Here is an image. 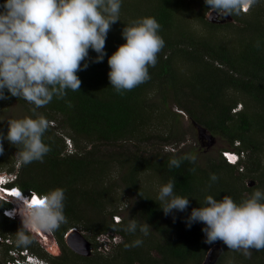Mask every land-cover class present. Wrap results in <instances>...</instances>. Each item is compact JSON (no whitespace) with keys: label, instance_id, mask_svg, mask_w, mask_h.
Returning <instances> with one entry per match:
<instances>
[{"label":"trees","instance_id":"obj_1","mask_svg":"<svg viewBox=\"0 0 264 264\" xmlns=\"http://www.w3.org/2000/svg\"><path fill=\"white\" fill-rule=\"evenodd\" d=\"M207 9L205 0L198 10H193L187 0H122L120 20L112 24L106 37L103 61L94 62L97 53L89 49L88 67L77 73L81 90H67L64 99L53 98L47 106L37 109L54 124L49 123L43 137L50 151L43 162L27 165H22L17 155V168L9 169L16 172L14 183L26 193L63 189L66 222L53 231L62 245L63 235L76 226L89 233L95 248L94 238L100 234L122 237L106 256L97 249V258H93L95 253L81 257L68 250L59 257L61 264H69L72 259L94 264L198 263L208 244L202 223L194 222L191 227L186 224L192 208L199 207L207 195L216 199L229 195L239 202L259 187L264 192V0L247 12L233 15L232 22L220 24L205 20ZM142 16L156 18L165 47L155 67L149 69L150 79L121 95L110 84L108 56L124 43L121 32L125 25ZM188 18L202 24L203 30H194ZM5 95L6 101L18 102L27 116L33 115L32 104L11 96L7 90ZM169 100L192 125L194 122L204 127L228 141L231 149L242 152L240 162L229 164L219 154L217 159H207L205 167L197 161L184 160L179 168H169L170 158L188 153L144 148L153 138L160 142L159 148L178 138L176 123L181 114L169 108ZM237 103L240 108L232 111ZM7 130L8 124L0 123V132L6 135ZM65 137L74 144L70 151ZM3 143L0 162L8 161L7 157L18 151L6 139ZM14 161L11 158L10 162ZM193 168L195 172L190 171ZM112 170L137 198L139 217L160 234V241L150 243L148 236L139 231L125 232L123 229L134 216L121 217L119 222H113L111 216L105 218L107 207L114 208L109 215L117 208ZM146 171L162 184L174 182V191L188 198V208L165 215L157 196L141 181ZM210 174L218 179L211 181ZM246 177L258 180L256 189L244 185ZM9 205L1 201L0 207ZM3 218L7 225L13 222ZM0 234L6 237L3 231ZM137 238L142 239L141 246L126 247ZM3 246L2 254L15 247L11 243ZM151 250L156 254L152 255ZM249 259L248 264H264V250L253 249ZM50 261L55 264L54 259Z\"/></svg>","mask_w":264,"mask_h":264},{"label":"clouds","instance_id":"obj_2","mask_svg":"<svg viewBox=\"0 0 264 264\" xmlns=\"http://www.w3.org/2000/svg\"><path fill=\"white\" fill-rule=\"evenodd\" d=\"M205 3L212 19L213 13L217 17L240 15L259 0H205ZM121 6L122 0H4L0 4V99H8L7 90L11 96L33 105L32 116L7 120L6 135L0 132V154L4 152L6 139L17 147L16 154L22 165L43 162L50 151L43 140L49 122L37 109L47 106L53 98L64 99L67 90H81L77 73L88 67L89 49L97 53L94 62L103 61L106 37L112 24L120 20ZM160 28L155 17L142 16L122 29L124 43L118 45L107 60L108 78L118 94L131 91L150 79L149 69L155 67L165 47ZM256 46L259 47V42ZM67 103L70 107L71 102ZM184 160L195 163L196 156L170 158L169 168H179ZM190 171L195 172V168ZM217 179L215 174H210L211 181ZM8 182L12 181H5ZM174 188L172 181L159 186L156 201L162 205L165 215L188 208V198L177 194ZM18 189L19 197H15L14 202L23 204L19 213L22 225L52 232L66 222L63 189L32 193L29 197H24ZM33 197L38 202H33ZM194 222L204 225L205 243L221 241L228 249L250 256L252 249L264 250V192L257 189L239 202L229 195L221 199L207 195L187 217L188 227ZM123 230L130 234L137 231L144 236L149 234L148 224L141 225L136 220H130ZM29 243L25 231H19L17 244ZM142 243V239L137 238L126 247H139ZM20 258L24 264H50L29 253Z\"/></svg>","mask_w":264,"mask_h":264},{"label":"rangeland","instance_id":"obj_3","mask_svg":"<svg viewBox=\"0 0 264 264\" xmlns=\"http://www.w3.org/2000/svg\"><path fill=\"white\" fill-rule=\"evenodd\" d=\"M188 5L192 7L193 10H198L200 8V6L202 5L203 0H187ZM209 10L207 9L204 13V18L206 19V14ZM189 20V24L190 26H192V28L194 30H198L201 31L202 29V24H200L199 22L194 21L191 18H188ZM201 28V29H200ZM168 106L169 108H171L173 111L175 112H179L181 114V116L179 117V121L176 123L177 127H178V138L172 140V142L168 145H161L160 147V142L158 141V139L153 138L151 140L150 144H147L144 146L147 148H152L153 150H156L157 152H165V151H181V152H187L188 154H192L196 156V161L199 165H201L202 167L206 166L205 162L207 159H217L218 155H221V150H226V149H230V150H234L231 149L228 141H226L225 139L221 138L218 135H213V141L212 143H209V140L207 138H198V134H197V130L195 128L194 125L191 124L189 118L187 117L186 114H184L175 104H173L170 100L168 102ZM240 108V104L237 103L235 108L232 109V111L234 110H238ZM27 116L25 111H23L21 109V106L18 102L15 101H6L5 99H0V123L3 124H8L7 120L8 119H16V118H22ZM50 123V122H49ZM53 124V123H50ZM174 124V123H173ZM54 125V124H53ZM172 125V122H171ZM5 143H3L4 146ZM71 144H73V142H71ZM234 144H237L236 142ZM74 147V144L72 145V148ZM235 151V150H234ZM8 161H4V162H0V173H10V172H15V171H9V169L12 166H15V169L17 168L18 165V157L17 154L15 152H13V154L11 153V156L7 157ZM11 158H13L15 161L14 162H10ZM240 166V165H239ZM238 170H241V166L238 167ZM244 171V169H243ZM16 173V172H15ZM116 185H114V196H116V200H115V205H116V211L115 213H113L112 215H109L111 210H114V208H109L107 207V210L109 211H105V218L109 219V217L111 216V219L113 221V215H119L120 218L124 217V218H133L132 220H136L139 224L144 225L147 224L144 222L143 219H141L139 217L138 214V205H137V198L130 193L126 188L123 187V185L120 182L119 179V175L115 170L111 171V181ZM141 181H143V183L146 184V186H149V188H151L150 192L156 197L158 194V190H159V186L162 185L161 181L155 176L153 175L150 171H146L142 174V178ZM244 181V185L247 186L248 188H255V186H257V184H259L258 180L256 178L253 177H246L243 179ZM150 183V184H149ZM259 187L258 189L260 190ZM256 189V188H255ZM245 194L247 195L248 193L245 192ZM12 201V203H10L9 207H13L16 206V204L18 205L17 202H14V200H10ZM1 204V201H0ZM1 208L0 207V231H3L4 233H6V237L2 236L0 234L1 240H4L3 238H8V244H12V246L17 247V249L11 248V250L7 251V254H5V252L3 251L2 254V249L4 248V243L2 242L0 243V264H8V256L11 255L13 256V258L15 257H21L18 256L19 255V251L21 250L20 248H18V244H17V234L19 231L24 230L25 234L29 236L30 238V243L27 244L29 245V247H27V251L29 254H33L38 258H42L47 260L50 264H53L50 260L54 259L55 260V264H61L59 257L62 255V253H64V251H68L71 250L66 243L64 242L63 245L61 242H59L57 240V238L55 236H53V231L51 232L52 234L50 235L49 232H45L46 233V237L44 238L43 236L37 235L36 233H34L29 226H24L22 225V219L21 217H15L14 219H11L13 222H11V225H7L5 224V221H7L6 219L3 218V215L1 214ZM90 211H88L89 213ZM114 222V221H113ZM149 226V234L147 235V240H149V242L151 243L152 241H160L162 238L160 236V234L155 231L150 225ZM71 228H76L78 231L82 232V234L89 240H90V235L87 231H85L84 229H82L80 226H76V227H71ZM70 228V229H71ZM44 231V230H43ZM143 235V234H142ZM100 236V235H98ZM96 239V241L99 243H97V248H95L94 246H92V242H91V255L93 253H95V249L98 250V252H101L102 254H104V256H106L109 252H111V249L117 245V243L119 241L122 240V237L118 234L116 236H114V234L112 235V237H107V236H100V239L98 240V237H95L94 240ZM63 240H64V236H63ZM105 242V243H104ZM214 244H219L221 246V251L220 254L218 255L217 259L215 260V264H248L247 260H251L249 259V257L252 256L253 253V249L250 250L251 254L250 256H245L242 254V252H236L233 250H230L227 248V246L221 242V241H217ZM51 245V246H50ZM110 245V246H109ZM213 244H208L207 249L212 246ZM106 250H105V249ZM25 249V248H23ZM100 249V250H99ZM5 250V249H4ZM72 251V250H71ZM75 254H77L78 256L81 257H85V255L79 254L74 252ZM206 253V252H205ZM151 254L155 255L156 252L154 250H151ZM90 255V256H91ZM96 253L95 255L93 254V258H97ZM205 254L202 256V258L198 261V263L195 262H184V263H180V264H201L203 259H204ZM69 264H94L92 262H86V261H82L80 259L77 260H71L69 262ZM135 264H139V263H135Z\"/></svg>","mask_w":264,"mask_h":264},{"label":"built area","instance_id":"obj_4","mask_svg":"<svg viewBox=\"0 0 264 264\" xmlns=\"http://www.w3.org/2000/svg\"><path fill=\"white\" fill-rule=\"evenodd\" d=\"M50 123H53V122H50ZM64 139H65V144L67 146V150L70 151L71 148H72L71 140L68 137H65ZM220 153H221L222 159L225 162H227L229 164H235V165L238 164L240 158H242V156H243L242 152H237V151L230 150V149L221 150ZM15 178H16V173L15 172H10V173H7V174L0 173V199L15 200L14 197H19L17 193H20V191H19L18 187L16 186V184L13 182V180ZM6 180L7 181H12V182L5 183ZM22 193H23L22 195L24 197H29L32 193H36V192H34L32 190H29L27 193L24 192V191H22ZM36 194H38V193H36ZM14 210H15V208H12V207H9V206H5V207H3L1 209V214L4 217H6V218H12V217L15 216ZM120 219L121 218H120L119 215H113V221L114 222H119ZM43 232L47 233L48 231L44 230ZM49 233H50V235L52 234L51 232H49ZM101 235L109 237L108 235H105V234H100V236ZM100 236H97L98 240L100 239ZM3 239L4 240H1V237H0V243H2V242L8 243V238H3ZM98 245H99V243H98ZM99 246H101V245H99ZM26 253H28L27 249H21L19 251V255L18 256H23ZM8 263L9 264H24L22 259L21 258L19 259V257H15L13 261H9Z\"/></svg>","mask_w":264,"mask_h":264},{"label":"water","instance_id":"obj_5","mask_svg":"<svg viewBox=\"0 0 264 264\" xmlns=\"http://www.w3.org/2000/svg\"><path fill=\"white\" fill-rule=\"evenodd\" d=\"M209 12V11H208ZM208 12L206 14V19L208 22L213 24H220L225 22H232V16L226 17H217L215 13H213V18L209 19ZM198 134V138H207L209 143L213 141V135L208 132L204 127L197 125L193 122ZM64 242L66 245L73 251L85 256L91 255V241H89L82 232L78 231L76 228L68 229V231L63 235ZM221 246L219 244H213L210 246L204 256V259L201 264H215V260L217 259L218 255L220 254Z\"/></svg>","mask_w":264,"mask_h":264},{"label":"bare ground","instance_id":"obj_6","mask_svg":"<svg viewBox=\"0 0 264 264\" xmlns=\"http://www.w3.org/2000/svg\"><path fill=\"white\" fill-rule=\"evenodd\" d=\"M15 198V197H14ZM16 199H17V197H16ZM22 208H23V204H21V203H19V205L17 206V208L14 210V212H15V216L16 217H21L20 216V212L22 211ZM29 226V228L34 232V233H36V234H39V235H41V236H45L44 238H47L46 237V233L45 232H43L41 229H39V228H33L31 225H28ZM51 246V245H50Z\"/></svg>","mask_w":264,"mask_h":264},{"label":"snow or ice","instance_id":"obj_7","mask_svg":"<svg viewBox=\"0 0 264 264\" xmlns=\"http://www.w3.org/2000/svg\"><path fill=\"white\" fill-rule=\"evenodd\" d=\"M33 202H38L35 197H33Z\"/></svg>","mask_w":264,"mask_h":264}]
</instances>
